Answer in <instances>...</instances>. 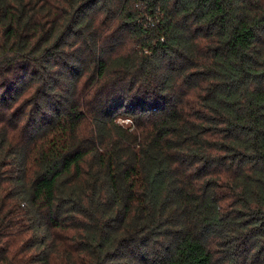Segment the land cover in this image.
Wrapping results in <instances>:
<instances>
[{"label":"trees","instance_id":"1","mask_svg":"<svg viewBox=\"0 0 264 264\" xmlns=\"http://www.w3.org/2000/svg\"><path fill=\"white\" fill-rule=\"evenodd\" d=\"M0 264H264V0H0Z\"/></svg>","mask_w":264,"mask_h":264},{"label":"rangeland","instance_id":"2","mask_svg":"<svg viewBox=\"0 0 264 264\" xmlns=\"http://www.w3.org/2000/svg\"><path fill=\"white\" fill-rule=\"evenodd\" d=\"M120 122L125 123V124H128L129 123V120L128 119L125 120V119L121 118L120 119Z\"/></svg>","mask_w":264,"mask_h":264},{"label":"built area","instance_id":"3","mask_svg":"<svg viewBox=\"0 0 264 264\" xmlns=\"http://www.w3.org/2000/svg\"><path fill=\"white\" fill-rule=\"evenodd\" d=\"M126 120V119H125ZM129 120V122H131V120L130 119H128Z\"/></svg>","mask_w":264,"mask_h":264}]
</instances>
